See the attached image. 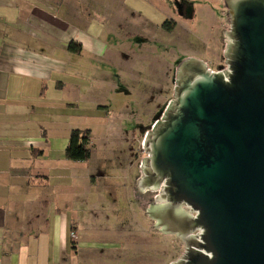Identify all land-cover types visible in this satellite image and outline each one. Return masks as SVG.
<instances>
[{"label":"water","instance_id":"obj_1","mask_svg":"<svg viewBox=\"0 0 264 264\" xmlns=\"http://www.w3.org/2000/svg\"><path fill=\"white\" fill-rule=\"evenodd\" d=\"M223 1L226 68L182 60L142 143L145 212L184 244L170 264H264V0Z\"/></svg>","mask_w":264,"mask_h":264},{"label":"crops","instance_id":"obj_2","mask_svg":"<svg viewBox=\"0 0 264 264\" xmlns=\"http://www.w3.org/2000/svg\"><path fill=\"white\" fill-rule=\"evenodd\" d=\"M163 1L0 0V264H77L70 234L85 201L72 166L83 161L66 157L51 102L77 99L83 54L107 51L97 19H158Z\"/></svg>","mask_w":264,"mask_h":264},{"label":"rangeland","instance_id":"obj_3","mask_svg":"<svg viewBox=\"0 0 264 264\" xmlns=\"http://www.w3.org/2000/svg\"><path fill=\"white\" fill-rule=\"evenodd\" d=\"M172 1L164 0L161 7ZM190 1L198 6L199 1ZM204 4L214 9V19H177L178 27L169 33L161 30L162 19H147L143 25L146 19H97L106 29L107 51L101 57L83 54L84 79L77 81V99L69 94L61 107L51 102L53 115L55 108L62 109V116L52 118L53 133L69 136L72 129H89L91 135L90 157L72 166L81 176L75 192L85 201L71 231L76 238H71L70 256L77 264H170L184 251L180 238L162 233L147 216L158 191L141 192L138 180L144 131L172 99L179 59L190 55L205 60L212 71L226 68L229 18L221 1ZM119 22L121 37L123 26L131 23L132 31L144 32L149 39L137 46V62L127 61L123 49L115 52L125 44L115 49L108 37ZM133 44L140 41L133 39Z\"/></svg>","mask_w":264,"mask_h":264},{"label":"flooded vegetation","instance_id":"obj_4","mask_svg":"<svg viewBox=\"0 0 264 264\" xmlns=\"http://www.w3.org/2000/svg\"><path fill=\"white\" fill-rule=\"evenodd\" d=\"M221 2H222L223 7H225L224 1L221 0ZM199 4H201V5L203 4L201 9H198V7H200ZM167 6L164 5L162 16H160L158 18V19H162V21L160 23V27H161V30L165 31V33L172 32L173 29L176 28V26L178 27L179 23H178L177 19H180L184 23H186L185 21H191V19H203V17H204V19H207V18L208 19H214L216 17V14H215L213 8H211L207 5L206 6L209 8H206L204 3H200V2H198V6H196V4L191 2L190 0H173L172 2L168 3ZM169 6H170V8L171 7L173 8L172 11L175 12L174 13L175 16L171 12V9L169 8ZM224 9H225V13H226V8H224ZM131 19H135V18H131ZM131 19H129V20H131ZM139 19H146V21L141 22L143 25L144 23H147V19H152V17L142 16ZM119 20H121V19H119ZM124 20H126V19H124ZM130 24L131 23H128V27H125V25L123 26L125 28V31L122 34L123 37H121V34H120L121 32L119 31V29H121L120 22L116 26L115 32L113 31V32L109 33L108 37H109V39H112L114 41L115 44L114 43L113 44H114L115 49H119L118 47H120L122 45V43L125 44L124 47H121L119 50H116L115 52H117V51L121 52V50L123 49L124 51H126V54H123V55L125 56L127 61L130 60V62H131V59H133L134 62H137V59H134L138 56L137 54H134V52L136 53V50L138 49L137 46H142L145 43H149V41H148L149 39H148V37H146V34L144 32L140 33L137 31H132V29H131L132 27L130 26ZM141 29L143 30L144 27H141ZM136 38L140 41V44L135 46V44H133V39H136ZM152 44H153V42H152ZM152 44L150 43V45H152ZM131 48L134 49V51L131 50ZM186 58H191V56L190 55L184 56L181 59H179V61L177 62L176 71H175V80H176L177 68H178L179 64L181 63V61L186 59ZM192 58L200 59L209 68L208 63L205 60L198 58V57H192ZM107 66L110 67V64L107 63ZM131 67H132V64H131ZM114 70H115V68H114ZM174 86H175V83H174ZM174 86H173V91H174ZM172 98H173V96H172ZM168 104H169V102L160 111L162 113L161 114L159 113L158 117L156 118L157 120L156 119H155L156 121L153 120V122L150 124V126L147 127V129L144 131L145 134L148 131H150L152 129V127L155 125V123L161 118V116L163 115Z\"/></svg>","mask_w":264,"mask_h":264},{"label":"trees","instance_id":"obj_5","mask_svg":"<svg viewBox=\"0 0 264 264\" xmlns=\"http://www.w3.org/2000/svg\"><path fill=\"white\" fill-rule=\"evenodd\" d=\"M68 49L70 51H80L81 47L79 44L70 42ZM90 145L91 135L89 129H72L65 148V155L69 160L85 161L90 157Z\"/></svg>","mask_w":264,"mask_h":264},{"label":"built area","instance_id":"obj_6","mask_svg":"<svg viewBox=\"0 0 264 264\" xmlns=\"http://www.w3.org/2000/svg\"><path fill=\"white\" fill-rule=\"evenodd\" d=\"M70 235H71V238L75 240L76 237H75L74 233H71Z\"/></svg>","mask_w":264,"mask_h":264}]
</instances>
